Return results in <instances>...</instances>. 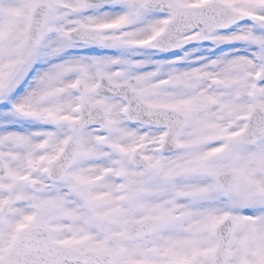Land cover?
I'll use <instances>...</instances> for the list:
<instances>
[{
  "label": "snow or ice",
  "instance_id": "snow-or-ice-1",
  "mask_svg": "<svg viewBox=\"0 0 264 264\" xmlns=\"http://www.w3.org/2000/svg\"><path fill=\"white\" fill-rule=\"evenodd\" d=\"M0 264H264V0H0Z\"/></svg>",
  "mask_w": 264,
  "mask_h": 264
}]
</instances>
